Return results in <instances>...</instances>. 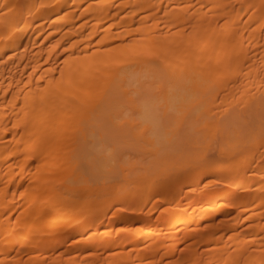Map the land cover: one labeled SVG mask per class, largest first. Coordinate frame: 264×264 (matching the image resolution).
<instances>
[{
  "label": "bare ground",
  "instance_id": "bare-ground-1",
  "mask_svg": "<svg viewBox=\"0 0 264 264\" xmlns=\"http://www.w3.org/2000/svg\"><path fill=\"white\" fill-rule=\"evenodd\" d=\"M258 30H261V33L264 30V0H0V168L4 169V171L1 169L0 175L2 174L5 179L11 175L10 179L8 177L11 183L14 180L15 182L20 180L22 177L15 172L12 174L11 168L16 165L22 168L23 164H13V156L20 153L21 158H26L27 154L30 155L34 150H39L41 154L35 152L39 157L35 156L38 160L42 159L41 157L45 155L42 152L49 153L50 134L56 130L60 132L57 140L62 139L65 131L66 133L71 131L72 134L74 132V139L72 137L68 140L72 143V145L68 143L70 148L74 144L72 159L68 157L69 163L73 165L78 161H85V173L94 179H99L102 182V187L110 185L111 180L117 175L122 176L126 181L122 188L123 192L131 187L139 192L153 193L158 190L157 186L160 187L159 180L164 183L161 186V191L166 193L171 190V185H173L172 190L174 191L175 188L192 183V180H187L188 169L197 165L199 162L197 157L181 158L182 160L177 165L164 163L161 167L148 169L140 165L134 166L126 163L124 156L127 152L125 150V153L124 149L131 144V147H136L135 143L142 140L143 143L149 145L151 150H156L164 140L169 141L172 129L167 130L160 123L156 111H175L176 123L180 121L181 112L184 113L183 116L192 113L200 121L208 118L211 122L212 119L210 120V116L205 113L213 110L212 105H216L217 96L214 89L216 85L212 84L210 89L209 84L213 83L211 81L213 79L215 81L218 76L223 77L225 72L227 74L225 78L232 79L234 77L235 79V76L239 75L241 77L239 81L244 77L246 81H242L244 84L240 82L239 86L240 84L242 86L236 87V91L233 92H231L234 90L232 88L231 91H228L230 87H226L227 91L224 88L226 95L224 93L225 98L223 100L220 98V102L223 105L225 101L222 108L226 103L227 107H224L222 111L230 108L232 106L230 103H233L236 98L249 97L246 94L248 89L252 90L250 87L253 83L252 85L249 83L250 87L247 86L248 83L245 84L247 79L250 80V78L246 79V75L248 74L247 77H249V74L256 73L257 68L264 69V54L257 50L261 45L260 42L263 43L261 40L256 41L259 40L256 34ZM253 34L256 36L253 37ZM258 35L260 36V34ZM245 45H249V47ZM246 48L253 49L252 52H259V55L255 52L259 58L250 51L245 52ZM242 50L244 52H241ZM219 58L228 59L227 62L219 61L221 65L224 62L225 67L218 65ZM254 60H258L259 65ZM222 67L225 68L223 73L220 71ZM219 68L221 69L217 71ZM241 70H244L242 74L244 73L245 76L239 74ZM230 73L231 77L228 76ZM225 78H221L222 83ZM143 83L147 84L146 87ZM224 83L226 82L224 81ZM254 84L257 83L254 82ZM154 88H158L156 92H152ZM140 89L144 91L145 95L141 94ZM237 90L240 91L237 92ZM227 92L230 94L229 96ZM232 93L234 95H231ZM252 95L248 102L246 101V104L240 107H244L242 111L250 112L258 109L260 102ZM212 96L216 99L214 100ZM221 104L219 107L215 106L216 111H221L219 110ZM229 105L230 107H228ZM70 116L73 117L72 122L67 120V117L69 119ZM244 117L246 118L245 115ZM235 118L234 116L233 119ZM235 120H239V117ZM206 121L204 123L207 125L209 122L206 123ZM213 122L212 120L211 123ZM8 132L11 136L10 141L5 142ZM55 133L54 136H56ZM41 140H44L45 143H41ZM31 141H34L33 145L36 144L35 147H31ZM37 144H39L38 148H44L38 149ZM52 146H54L53 143ZM28 147L31 153H29ZM45 147L48 152L45 151ZM239 148L241 150H238ZM129 149L127 148V150ZM233 151L238 154L235 159L232 158L233 160L226 163L225 166L211 169L212 173L217 175L213 182L218 185L222 184L225 188L215 189L212 192L195 191L192 197L193 211L189 212L181 221L194 219L197 222H209L219 219L218 221L222 222L225 216L235 213L234 215L241 216L240 223L249 232V237H252L248 242L253 241L257 247L263 245L261 249L264 250V225L263 227L261 225L259 227L258 224L249 226V220L257 214L253 212L254 208L246 209L248 204L260 203L263 198L259 197L264 195L262 182L264 181V128L248 129L242 140L234 145H225L220 149V152L227 154L233 153ZM254 168L257 170L255 171ZM258 168L261 174L258 173ZM3 172L7 173L3 174ZM85 173L77 171L74 175H68V177L73 175L65 180L66 184L70 186L65 185L67 190L63 191L62 189L61 196L72 195L70 187H75L79 179L84 180L81 182L85 183L87 181ZM3 178L0 177V179ZM172 178L176 180L170 182ZM81 182L78 184L81 185ZM84 185L81 186L86 187V183ZM243 188L252 191V195L243 197L244 193H240ZM0 190V193L3 192L2 195L0 194L1 201H8L7 198L3 201L7 191L4 193V188ZM51 190L54 193V189ZM37 192H30L29 196L35 197L38 195ZM25 194L18 190L17 197L23 198ZM94 194L96 195V193ZM94 194L91 196L83 194L85 198L86 196L93 198L92 202L89 198L88 204L92 203L93 205L96 202L95 199L99 196L96 195L94 198ZM117 194L114 193L110 197L119 198L118 200L121 197V200H124L123 193L119 196ZM84 196L82 201L87 199H84ZM99 198L102 200L103 197ZM206 198L207 200L204 201ZM234 198L237 200L233 201ZM140 201V199L136 200V202ZM227 201L229 204H224ZM52 204L48 201L45 207ZM84 204L87 206V201ZM97 205L93 208L94 210L90 205L89 209L93 211H89L91 218L96 217L103 208V206L98 205L100 207H97ZM1 207L7 208L8 204ZM3 208L0 210L5 213ZM122 211L124 210L122 209ZM61 212L59 211L58 214ZM120 213L113 217L114 222L122 220L133 222L139 218L131 212L123 213V215ZM173 217L171 220L174 219ZM4 220L0 219V231H2L0 232L2 237L0 238V255L2 254V256L21 244L17 235L19 233L16 234L17 222ZM25 220L28 221L29 217H26ZM45 220L49 221L50 217ZM32 221L36 222L37 220ZM178 221L180 222V218ZM22 222H24V218ZM21 223L19 224L21 225ZM39 223L47 226L50 230L55 228L52 223ZM26 224L21 235L38 233L35 231L37 228L33 230L37 222L30 224V227L32 226V229L29 227L32 230L31 234L27 232L29 225ZM149 225L153 228L147 232L144 240L140 241L142 245L146 246L147 257H154L157 261H162L165 259L164 257L179 250L177 242L168 244L166 251L162 250L158 243L163 239L162 233L154 232L155 225L153 223ZM5 230H10L9 234ZM207 235L210 239L215 237L213 232L211 235ZM32 236H27L29 240L27 242H30L31 248L29 245L27 251L23 249V253L16 252L14 254L16 257L12 258L13 261L17 258V262L21 260L25 261V264H35L34 259L31 261L34 263H31L30 260L28 261L30 257L22 256L29 251L32 253L33 245L36 242ZM235 237L226 243L228 246H236L237 250L233 249L239 252L243 249L241 248L243 244L240 243L239 247L234 243L241 242V239L237 241L238 236ZM153 239H155L154 245H157L152 248L153 245L148 243ZM208 239L206 238L207 241ZM138 240V238H130L129 241L136 245ZM117 244L121 245L119 242ZM110 245L108 239H92L87 241L84 247L87 250L95 246L106 249ZM221 246H217V249L214 248L215 245L208 247V257L211 261L217 258L218 262H214V264L263 263L259 262L260 253L257 254V257L254 254L251 258L246 246V252L242 253L244 250H241L236 254L235 251H232V247L230 251V247L222 244ZM17 251L19 250L17 249ZM103 253L100 255L108 257L109 254ZM114 254H116L115 257L118 256L117 252ZM92 255L93 257L98 256L95 253H86V256L92 257ZM189 255H187L188 257L183 256V258H189ZM5 257L6 255L1 259L0 264L3 262L10 264L12 259L5 262ZM25 258L27 259L25 260ZM176 261L179 260L176 259ZM207 261L209 262V260ZM172 262L174 260H163L164 264H172Z\"/></svg>",
  "mask_w": 264,
  "mask_h": 264
},
{
  "label": "rangeland",
  "instance_id": "rangeland-1",
  "mask_svg": "<svg viewBox=\"0 0 264 264\" xmlns=\"http://www.w3.org/2000/svg\"><path fill=\"white\" fill-rule=\"evenodd\" d=\"M262 31H263L262 33H261V30L260 31L258 30L259 33L255 31L257 34V38L259 37V40H256V38H254V39L256 41L261 40V41H263V43L260 42L261 45H259L258 48L255 45L254 46H255V48H257L258 51L260 50L259 52L262 51V53L264 54V40H263L264 39V30H262ZM258 34H260V36ZM254 35L255 34H253V37L256 36V35L255 36ZM254 39H253V43L255 42ZM244 42L246 43V41H244ZM249 45H245V46L249 47ZM255 48L253 47L254 50H255ZM244 49H245V47H244ZM248 49H250V48H248ZM248 49L246 48L245 52H248V51L252 52L251 50H253V49H250V50H248ZM241 52H244V51L242 50ZM255 52H257V51H255ZM255 52H252V54L258 56L259 52H257L258 55ZM258 58H259V56H258ZM219 59H221V60H219ZM219 59L217 60L218 61L217 63L219 66H222V65L224 66V62L221 65V64H219V61L228 60L227 58H226V60H224L225 58H219ZM254 61L255 62L257 61L256 63L258 64V60H254ZM224 67H222V70H220L221 68L217 69V71L220 70V71H222L221 73H223V71L225 70ZM257 70L258 71H256V73H254L255 75L253 73L249 74V77H247L248 74L246 75V79L250 78V80L247 79L248 81L245 83V84L248 83V85H247L248 87H250L249 83H251V85L253 83V85L250 87V88H252V90L248 89V87H247L248 93L246 95L250 97L253 94L252 97L254 99L255 98L258 99L260 104L258 105L257 110L250 111V112L249 111H242L244 107L243 108H240V107L245 105L246 101L248 102V100H249V97H246L245 99L244 98H241V99L240 98H238V99L234 98L235 100H233V103L232 102L230 103V105L232 104V106L230 107V105H229L228 107H230V108L224 109V111H222V109L224 107L225 108L227 107L226 106L227 103H226V105L222 108L225 101L223 102V105L220 102V98H222V100L225 98L223 96L225 93L224 92L225 89L227 91V89L230 87V89H228V91L229 90L231 91L232 89H234V90H232L231 92L236 91L235 89L240 88L242 86L241 84L239 86V83L241 82L244 84V82H242V81L245 80V77H244L245 75H244V73L242 74V71L244 72V70H241V73H239L241 76L244 75L243 76L244 79L241 81H239L241 78V77H239V75L235 76V79H234V77H232V79L225 78V77H227V74L225 72V73H223V77L221 75L218 76L219 79L217 78L218 79V80L216 79L217 81L216 80L214 81V79H213V81H211L213 83H210L211 85L208 82L209 88L212 87V84H213V86L216 85L214 89L216 90L215 94L217 96V99H216V97H215L216 100L214 99L215 95L212 96V98L216 102V105L211 104L213 106L214 111L209 110V111H207L208 114L206 111H205L206 113L205 112L204 113L206 115L210 116V120L212 119L214 121L213 123H211L212 120L210 122L209 119L206 118V120L208 119L207 121L209 122L208 123L206 120H204V121H206V123H208L206 125L204 123V121H200V119L198 120L196 118L195 114L189 113V114L183 116L182 115V114H184L183 112L180 113L179 123H176V114H175L176 112L175 111H171V110H169V111H156V114L158 116L160 123H162L163 126L166 127L167 130L172 129L169 141L164 140L157 147L156 150H151L149 145L142 142V140H141L142 138L141 139L138 138L141 141H138L137 143H135V146L137 145L136 147H134V146H133L134 148L131 147L132 146V144H131V146H129L131 150L129 149L128 146H127V148L129 150H127V148L124 149V152H125V150L127 152V154H125L126 152L124 153L125 154L124 161L126 163L133 164L134 166L140 165L141 167L148 168V169H153V168L159 167V166L161 167V165L164 163H170L173 165H177L182 160L181 158L197 157V159L199 160L197 165L192 169H188L189 175L187 176V180L188 181L192 180V183L190 182L188 184H184V186L182 185L181 188H175L174 191L172 190L173 185H171L172 186L171 190H169L167 193L164 191H161V186L164 183L160 182V180H159V183H158V181H157V183L160 187L157 186L158 190L153 192V193L152 192L151 193L139 192V190H137V189L134 190L133 188L131 189V187H130V189H127L125 192H123L122 188L125 185L126 181L120 175L115 176L111 180L112 183H110V185H108L106 187H102V182L99 179H94V177H90L88 174L85 173L86 172V168H85L86 162L85 161H81V162L78 161V163H76V164L74 163L73 165H71V163H69L68 157H71V159H72L71 155H73V153H74V148H73L74 144L71 148L69 147L70 145L68 146V143L72 145V143H70L71 141L69 142L68 140H70L74 136V132L72 134L71 131L67 132V133L65 131L64 135L62 134L63 136L62 135H61L62 137L60 136L62 139H59V140H57L56 138H58L57 136H59L58 134H60V132H57L56 130H54L56 132L55 133L52 131L50 134V138H49V140L51 141V143H50L51 147L50 148L48 147L49 153L46 154V152H42V153H45V155L43 157L40 156L42 158L40 160H38V158H37V157H39V156H37V154L38 153L41 154V151L39 152V150H37L38 151L37 152L36 150L33 151L31 149L33 151V154L29 155L26 153L27 154L26 158H21L20 153L15 154V156H13V164H21L22 163L23 167L19 168L16 165V167L11 168L12 169L11 173L14 174V172H15V174L19 175L22 178L20 180H17L18 182L17 181L15 182V180L13 182L11 180L12 181V183H11L10 180H8V177L10 179V176H11V175H9L10 173L8 174L9 176L6 178L8 182L6 181L5 178H3L2 174L0 175V177L2 176V178H3V179H0V189L4 188V193H5V191H7V193H5L6 196L5 195H4L5 197L3 196L4 197L3 201L5 200V198H7V200H8V201H5L8 203H5V202H2L1 201L2 198H0V204H2V205L8 204V207L7 208L5 207L6 209L3 208L4 206L1 207L2 205L0 206V209L3 208L4 212H5V213H2L3 211L0 210V219L1 220L5 219L7 221L12 220V221L17 222L16 223L17 224L16 234H17V232L19 233L17 235L19 236L21 244L19 243L20 245H18L17 248L12 249L11 251H9L8 253L5 254L6 255L5 262L6 261L9 262L12 258L16 257V255L14 256V254L16 252L17 253H19V252L23 253L24 250L27 251L26 249H29V245L31 248L32 245L30 244V242H27V241H29L27 239L28 238L27 236L33 235L32 230H31L32 226L30 227V224L37 222L38 226L34 225L35 227H33V230H34V228L35 229L37 228V230H35V231L36 232L38 231V233H35L32 236L36 239V242L33 245L34 250L32 249V253H30L31 251L28 250L29 252H26L24 255L22 254V256H24V257L26 255L30 258L32 257L31 259L28 258V261L30 260L29 262H31L34 259L33 261L35 262V264H67L68 262L70 264H164L163 260H166V261L174 260V262H172V264L173 263L174 264H210V263L214 264V262L215 263L218 262L216 260L217 258L214 257L215 259H212V261H211V259L208 257V252H207L208 247L209 248L214 247V245H215L214 248L217 249V246L220 247L221 244L228 246L227 243L229 242V239L234 238V236H236V237L238 236L237 241H239V239H241V242L239 241V244H238V242H234V243H236L238 246L240 245V243L243 244V246L241 245L242 246L241 248H243L241 250H244V251H242V253L246 252L248 249L247 252L249 253L251 258L253 257L254 254H256V257H257L258 256L257 254L260 253L259 254V256H260L259 262H263V263H259V264H264V250H263V248L261 249V247L263 245L261 247L260 246L257 247L256 246L257 244H254L253 241L248 242L249 238H252V237H249L250 236L249 232L246 231L244 226L240 223V220H241L240 217L241 216H237V215H234L235 213H231L230 215L228 214L227 216H225L226 218L224 217L222 219L224 221H222V222H219L218 221L219 219H214V220L209 221V222H207V221L206 222H201V221L197 222V221H194V219L192 221H190V220L184 221V222L181 221L183 217L188 215L189 212L193 211L194 204L192 201V197H193V194L195 191L212 192L215 189L225 188L224 185H222V184L218 185V184H215L213 182V180L216 179L217 175L212 173L213 171L211 169H213L214 167L218 168V167L225 166L226 163L235 159L236 155H238V154L235 153V151H233V153L231 152V153L227 154L224 152H220V149L222 147H224L225 145H234L238 141L242 140L244 133L246 131H248V129L251 130V129H255L257 127L264 128V69L263 68H257ZM231 72H234V71H231ZM218 74H220V72H218ZM234 75H236V74H234ZM228 76L231 77L232 76L231 73ZM221 78H225L223 80V83L221 81L222 80ZM253 78H254V81H253ZM258 78H260V79H258ZM224 81L226 83H224ZM214 82H220V83H214ZM254 82L257 84H254ZM145 83H143V84L146 87L147 84H145ZM225 84H227V85H225ZM222 85L225 87H223ZM156 87H157V85H156ZM226 87H228V88H226ZM255 87H257V88H255ZM152 88H153V86H152ZM146 89H149V88H146ZM157 89L158 88H154V90H152V92L153 91L156 92ZM238 91H240V90H237V92ZM140 92L142 95H145L143 93L144 92L143 90L140 89ZM146 92L148 93V90ZM152 92H151V94H152ZM237 92H235V94ZM212 94H213V92H212ZM225 95H226V93H225ZM227 95L229 96L230 94H228V92H227ZM231 95H234V93H232ZM215 102H212V103H215ZM219 103L221 104V107L219 109L221 111H218V110L216 111V107L220 106ZM209 109H210V107H209ZM211 109H212V107H211ZM127 114H129V113H127ZM244 115L246 116V118L244 117ZM234 116L236 118L239 117V120H235L236 118L233 119ZM70 117H69V119L67 117V120L69 122L71 120L73 121V117H71V118ZM202 118H204L203 115H202ZM202 118H201V120H202ZM231 118L233 120H230ZM202 124H204L206 126V129H204L205 126ZM213 124H215V125L212 126ZM207 127L208 128L210 127V128L208 129ZM54 133L56 136H54ZM6 135H7V138L6 137H5L6 139L4 138L5 142H9L10 141L9 138L11 137L10 133L8 132V134L6 133ZM32 138H34V137H32ZM73 139H74V137H73ZM41 141H40L41 143H43V144L45 143L44 140H41ZM132 141H133V139H132ZM33 143H34V141L32 142L31 147L32 146L35 147V145H36V144L33 145ZM35 143H36V141H35ZM52 143L54 144V146H52ZM38 146H39V144H37L36 147L38 148ZM40 148H44V147H39L38 149H40ZM28 149L30 151L29 147H28ZM45 149H46V147H45ZM48 149H46L45 151H47ZM238 150H241V149L239 148ZM242 150H243V148H242ZM65 152H67V153L65 154ZM16 153H18V151H16ZM29 153H31V151ZM66 155H68V156H66ZM261 163H263V162H261ZM1 166H3V165L1 164ZM78 167H80V168L78 169ZM3 168H4V166H3ZM5 168L7 169V167H5ZM73 168H75L74 170H76V171H74ZM1 169L2 168H0V173H2L1 172L2 170L4 171V169H2V170ZM71 170H73L74 173L77 171H80V172H83L86 174V176H87V181L85 180L86 181L85 182L86 187H83V186H85L84 185L85 183H82L84 180L79 179L78 181L79 182L82 181L81 185L83 184V186L78 184L79 182H77V184L74 183V184H76V186L73 188H72V186L70 187L72 195L69 194L70 196L66 195V197L64 195L61 196V194H60L61 190L62 189H63V191L67 190V187L65 188V185L70 186V185L66 184L65 180L74 175V173H72L73 171L71 172ZM254 170H255V168H254ZM9 172H10V170H9ZM6 173L7 172H5V173L3 172V174H6ZM258 173L261 174V171L259 168H258ZM70 174H73V175L68 177V175H70ZM88 179H90V180H88ZM175 180H176L175 178H172V180H170V182H174ZM5 181H6V183H5ZM262 182L264 184V181H262ZM15 183H17V184H15ZM51 189H54V193L51 192L52 191ZM18 190H21L24 194L26 191V194L23 196V198H20L21 200L17 197ZM23 190H25V191H23ZM55 190L57 193L55 192ZM171 191H173V192H171ZM30 192H35V193L37 192L38 195H36L35 197H30L29 196ZM242 192L244 193V195L242 194L243 197L246 195H248V196L252 195V191H249L248 189L245 190V188L240 190V193H242ZM2 193L3 192H1L0 194L2 195ZM94 193H96V195L99 197L100 196L103 197L102 198L103 201L99 197L97 199H95L96 202L98 200L99 201L101 200L100 201L101 203L98 201L97 204L100 205L101 207L103 206V208L101 209V212L99 214H97V216L95 215L96 217L91 218L92 216L89 215V214H91L89 211H92L91 209L95 208L97 204L95 205L96 202H94L93 205H92V203L88 204V202L93 198L92 197L87 198V196H91ZM114 193L115 194L118 193L117 196H119L123 193V195H124L123 199L124 200H121L122 199L121 197H120V200H118L119 198L115 199L113 197L115 199L114 200L112 197H110ZM83 194L87 195L86 196L87 199L85 198V196ZM126 194H127V196H125ZM96 195L94 194L93 197L95 198ZM83 196H84V199H86V201H87L88 205L87 204L86 205L88 206V208H87V206H85V204L83 205V203L86 202L85 200L82 201ZM89 198H90V200H89ZM237 198H234L233 201L237 200ZM259 198L262 199V201L260 203L254 202V203L246 205L247 207L244 206V207H246V209L254 208L253 212L257 214L249 220V223H248L249 226H255L256 224H258L259 227H260V225H261V227H263V225H264V207H263L264 206V195H261ZM127 199H128V202H127ZM139 199L141 201L136 202V200H139ZM206 200H207V198L204 201H206ZM48 201H50V203H53V204L50 205L49 207H45V204L48 203ZM81 201H82V205H81ZM90 202H92V200ZM224 204H229V201L225 202ZM62 205H64V206H62ZM90 205L93 206L91 209H89L91 207ZM98 205H97V207H100ZM5 206H7V205H5ZM82 206H85V207H82ZM122 209L124 211H122ZM59 211H62V212L60 214H58ZM85 211H87V212H85ZM120 212L122 213V215H123V213L129 214L131 212V213H133V215L135 214L136 217L139 216V218H141V219L138 218L137 220H135L133 222H131V221L127 222L126 220H124V221L122 220L121 222L120 221L114 222L113 217L118 215ZM121 213H120V215H121ZM139 214L143 215L146 218H144L143 216L140 217ZM260 214H261V217H260ZM170 216L171 217L174 216L173 217L174 219L171 220L172 218ZM26 217L27 218L29 217L28 221L25 220ZM49 217H50L49 221L45 220L46 218H49ZM7 218H9V219H7ZM23 218H24V222H22ZM179 218H180V222L178 221ZM34 219L37 221L33 222L32 220H34ZM38 221L42 222V223L43 222L44 223H52L55 226V228L53 230H50L47 228V226L40 225V223ZM104 221H105V223H104ZM21 222L23 223V225ZM2 223H4V222H2ZM19 223H21V225ZM24 223L25 224L28 223V225H29L28 228L30 227L31 229L29 228L30 231L27 230V232H29L30 234L32 233V235L25 233V236L22 234L23 235V237H22V235L20 233L23 232V227L25 225ZM152 223L155 225L154 232L162 233L163 239L160 242H158L159 245L161 246L162 250L166 251L168 244H171L172 242H177L179 244V250L172 255H168V256L164 257L165 259H163L162 261H157L154 257H147L146 256L147 255L146 254V248H145L146 246L142 245V243H140V241L142 242L144 240V238L147 236V234H148L147 232L151 231L150 229L153 228V227H150V225H149ZM99 225H102V226H99ZM26 229H27V227H26ZM9 231L10 230L6 231V233L8 232V234H9ZM152 231H153V229H152ZM0 232H2V231H0ZM212 232L214 233L213 236H215V237H212V239H210L208 237L209 235L206 236V234L211 235ZM36 237H38V238H36ZM0 238H2L1 235H0ZM130 238L131 239L132 238H138L139 240L136 243V245L135 244L133 245V243H131L129 241ZM206 238L207 239L209 238L208 241L206 240ZM242 238L244 240L243 242H242ZM29 239H30V237H29ZM92 239H94V240L108 239V241L111 243V245L106 249L102 248L101 246H95L89 250L85 249V247H84L85 243L87 241H91ZM32 240H33V238H32ZM210 240L212 242H209ZM33 242H34V240L32 241V243ZM118 242L121 243V245L118 246V244H117ZM217 243H218V245H217ZM25 244H26V246H25ZM148 244L153 245L152 248L157 245V244L154 245L155 239L149 241ZM24 246L25 247L28 246V247L25 248ZM245 246L247 247V249ZM221 247H223V246H221ZM228 247H230V251H231V247H232V251H235V249L237 248L236 246L233 247V245L232 246L230 245ZM233 248H235V249H233ZM17 249L19 251H17ZM241 250H239V252ZM87 252L95 253L98 256L97 257H95V256L93 257V255H92V257L86 256ZM103 252H105V254H109L108 257H106V255L101 256L104 254ZM114 252H117V254H118L117 257L114 256V255H116V254H114ZM239 252L235 251V254L239 253ZM232 253L234 254V252H232ZM7 254H8V256H7ZM5 255H3V256H5ZM187 255H189V258H183V256L188 257ZM3 256H2V254L0 255V257H1L0 262H1V259H3ZM206 256H207V258H206ZM246 256H248V255L246 254ZM180 257L182 260L180 259ZM250 257H249V259H250ZM26 259L27 258H25V260ZM176 259L179 260V261H176L177 263L175 262ZM185 259H187V260H185ZM207 260H209V262ZM34 262H31V263H34ZM18 263L19 264H25V261L22 262L21 260H18V262H17V258L14 261H13V259H12V261H10V264H18ZM3 264H4V262H3Z\"/></svg>",
  "mask_w": 264,
  "mask_h": 264
}]
</instances>
